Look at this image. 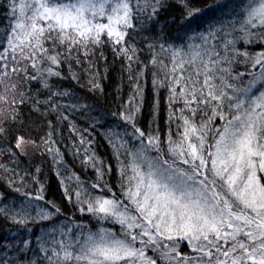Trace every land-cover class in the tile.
Here are the masks:
<instances>
[{
	"label": "snow or ice",
	"instance_id": "1",
	"mask_svg": "<svg viewBox=\"0 0 264 264\" xmlns=\"http://www.w3.org/2000/svg\"><path fill=\"white\" fill-rule=\"evenodd\" d=\"M0 264H264V0H0Z\"/></svg>",
	"mask_w": 264,
	"mask_h": 264
}]
</instances>
